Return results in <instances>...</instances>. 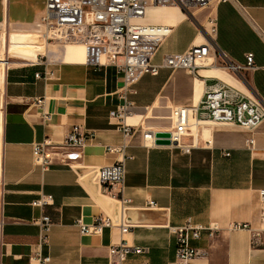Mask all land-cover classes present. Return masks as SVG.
Instances as JSON below:
<instances>
[{
    "label": "crops",
    "instance_id": "0c3cea01",
    "mask_svg": "<svg viewBox=\"0 0 264 264\" xmlns=\"http://www.w3.org/2000/svg\"><path fill=\"white\" fill-rule=\"evenodd\" d=\"M237 1L219 6L214 13L215 49L218 55L241 64L247 55L254 56L256 69L245 74L247 87L264 104V0ZM166 9L152 10L144 19L145 24L174 27L159 48L157 63L162 55L183 53L203 42L198 23L207 13H199L192 21L178 8ZM32 11L27 12L28 20H13L11 0H0V23H37L45 13V3L42 11ZM28 37H7L6 33L1 37L0 51L8 55L11 65L7 69L0 65V100L6 112L0 141V264H40L38 259L46 257L48 264H110L109 248L123 240L149 248L147 254L130 255L128 264H168L176 256V238L169 228L181 227L188 219L218 227L215 238L204 232L192 242L209 253L193 264H264V201L260 195L264 190V122L254 132L253 150L247 147L250 133L231 125L204 123L198 146L190 154L144 139L146 134L170 131L171 110L193 107L217 80L241 87L233 77L212 66L195 75L161 70L157 77L145 76L137 85L138 95L130 97L134 107L128 124L135 133L125 138L119 120L110 116L123 103L119 95L123 77L116 68L85 65L81 45L27 49L33 44ZM46 70L53 76L46 78ZM196 80L203 81V89L195 86ZM44 114L49 117L47 122ZM75 126L92 139L79 150L81 159L69 167L60 163L58 154L68 151L64 143ZM46 140L52 145L51 162L43 170L34 161L33 146ZM124 159L129 232L122 235L114 228L100 235H81L78 221L92 225L101 214L114 216L116 201L103 193L95 172ZM42 194L51 195L53 202L44 208L33 207L32 202ZM43 216L53 221L46 243L34 223ZM236 224L248 228H232Z\"/></svg>",
    "mask_w": 264,
    "mask_h": 264
},
{
    "label": "built area",
    "instance_id": "2783aa9c",
    "mask_svg": "<svg viewBox=\"0 0 264 264\" xmlns=\"http://www.w3.org/2000/svg\"><path fill=\"white\" fill-rule=\"evenodd\" d=\"M237 0H46L45 13L40 21L33 23V31L44 35L48 41L63 45H81L85 49V65L94 68L114 67L122 75L123 83L119 89L123 103L111 112V118L119 120L125 138L135 133V128L128 124L134 102L130 97L138 95L137 85L145 76L157 77L161 70H183L195 75L202 68L212 66L227 72L241 87L217 80L206 88L200 102L193 107H176L171 110L172 147L190 154L198 146L199 129L204 123L213 125L238 126L250 133L247 147L253 150L256 145L254 132L264 122V104L247 87L246 73L256 69L254 56L247 55L246 63L229 61L225 55H218L214 38L217 34V19L214 15L223 4ZM159 7L178 8L185 17L195 21L202 11H208L200 26L203 42L196 44L183 53L165 54L160 63L156 62L161 44L174 31L171 25L145 24L144 19L150 10ZM7 20L0 23L2 28L10 27ZM1 38V35H0ZM215 59L213 63L209 60ZM219 59V62L216 60ZM6 62L7 68L11 65ZM35 64H40L37 60ZM46 78L53 76L47 71ZM40 77V74H37ZM39 106L43 101H37ZM44 114V121H48ZM6 126V112L3 100H0V141ZM187 138L191 139L186 143ZM92 139L91 134L82 132L78 126L73 127L66 137L64 148L67 152L59 153V161L69 167L70 163L81 159L79 151ZM147 142L154 143V133L144 135ZM51 142L46 140L35 143L33 158L43 170L50 166ZM109 151H116L109 149ZM230 157V153H225ZM125 159L95 172V179L100 183L105 195L119 203L118 221L113 216L101 214L95 217L92 225L78 221L80 234L100 235L105 229L119 228L121 234H127L131 225L126 223L129 200L124 197ZM264 201V190L260 192ZM53 202L51 195H40L32 202L35 208H44ZM154 207V202L150 203ZM41 229L42 242H47L53 227L49 216L34 221ZM232 228H248V225H233ZM176 238L175 260L168 264H193L197 259L207 258V250L192 245L208 232L209 238H215L218 227H205L195 224L191 219L181 227L169 228ZM149 248L129 245L125 240L109 248L110 264H128L130 255L147 254ZM40 264H48L50 258H39Z\"/></svg>",
    "mask_w": 264,
    "mask_h": 264
},
{
    "label": "rangeland",
    "instance_id": "374dc122",
    "mask_svg": "<svg viewBox=\"0 0 264 264\" xmlns=\"http://www.w3.org/2000/svg\"><path fill=\"white\" fill-rule=\"evenodd\" d=\"M46 2V0H11V14H12V19H20V20H28L29 17L27 16V12L28 10H33L31 13H36L39 11H42L44 8V3ZM208 11H202L200 12L201 14H206ZM185 16V13L183 14ZM33 27L31 25H10V27H6V29L2 28L0 31V35L1 37L3 36V34L6 33L7 37H9L12 34H23V35H29V37L27 38L28 42L33 43L32 45L27 46V49H29L32 46H39V47H43L45 48L47 46V44H57V43H53L52 41H48L46 37H44V35L39 34L38 32L33 31L32 29ZM0 46H1V38H0ZM15 47V46H13ZM8 48L9 50L12 48V44H8ZM17 48H25L24 46H18ZM159 52V51H158ZM5 55V53H3ZM2 54V51H0V59H5L6 55L4 56ZM14 55H19L16 54L15 51H13ZM21 56V55H19ZM163 56V55H162ZM26 57V56H24ZM7 59H8V55H7ZM14 60L11 59V62H13ZM57 61V60H56ZM54 60L53 63L56 62ZM212 62V60H209V64ZM50 66H55V64H49ZM51 68V67H50ZM202 75H204V73H201ZM208 75V73H206ZM225 74V73H224ZM219 75H221L219 73Z\"/></svg>",
    "mask_w": 264,
    "mask_h": 264
},
{
    "label": "water",
    "instance_id": "95a60500",
    "mask_svg": "<svg viewBox=\"0 0 264 264\" xmlns=\"http://www.w3.org/2000/svg\"><path fill=\"white\" fill-rule=\"evenodd\" d=\"M155 137V144L158 146H172V141H171V133L168 131L164 132H156L154 133ZM128 215V212H127ZM118 216H119V203L115 202V212H114V219L118 221ZM126 223L129 224V222L126 219Z\"/></svg>",
    "mask_w": 264,
    "mask_h": 264
},
{
    "label": "bare ground",
    "instance_id": "6f19581e",
    "mask_svg": "<svg viewBox=\"0 0 264 264\" xmlns=\"http://www.w3.org/2000/svg\"><path fill=\"white\" fill-rule=\"evenodd\" d=\"M166 8H170V7H159V8H155V9H152L153 10V12L154 13H157V12H163V11H166L167 9ZM152 10H150V11H152ZM149 11V12H150ZM148 15H149V13H148ZM16 42H18V41H20V40H15ZM9 59V58H8ZM0 61H7V58H5V59H3V60H0ZM9 62H10V59L8 60ZM10 64V63H9ZM0 65H2L3 66V68L4 69H7V64H6V62L4 63V62H1L0 63ZM215 70V69H214ZM217 70V69H216ZM200 78H203V77H200ZM195 86H197V87H201L202 89H203V81H201V80H196V84H195ZM202 94V90H201V93H200V95ZM201 97V96H200ZM200 99V98H199ZM198 99V100H199ZM197 104H198V101H197ZM196 103H195V105H197ZM155 138V137H154ZM156 140V139H155Z\"/></svg>",
    "mask_w": 264,
    "mask_h": 264
}]
</instances>
